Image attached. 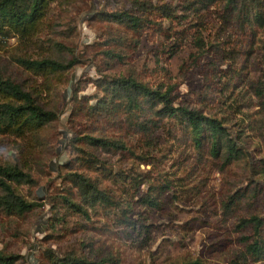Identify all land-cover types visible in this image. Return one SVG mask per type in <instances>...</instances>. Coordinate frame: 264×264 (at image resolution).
<instances>
[{
  "label": "rangeland",
  "instance_id": "374dc122",
  "mask_svg": "<svg viewBox=\"0 0 264 264\" xmlns=\"http://www.w3.org/2000/svg\"><path fill=\"white\" fill-rule=\"evenodd\" d=\"M164 1L178 10L181 0ZM128 4V0H55L49 5L38 39H33L31 44L22 45L15 35L3 37L0 61L2 59L6 71L21 80L24 88L34 89L43 107L58 112V120L52 128L40 132L42 144L39 148L34 139L33 149H28L29 143H24L25 147L17 153L13 148L17 138L0 135V158L17 159L28 167L34 179L33 185L22 183L16 188L26 198L39 202L23 216H7L0 211V247L21 254L16 264H37L39 252L46 246L53 248L56 254L75 247L89 256L106 255L109 264H178L192 258L207 264H264V260L243 257L242 236L250 227L237 223L240 217L252 213L264 216V124L252 129L243 126L246 114L256 106L251 104L249 81L240 78L264 72L258 45L262 31L257 29L253 36H245L238 34L231 25L226 27V23L221 28L223 21L215 16L222 12L219 4L186 15L183 17L185 23L171 21L172 29L186 26V37L178 46L172 43L174 36L165 38L162 31L152 35L149 29L144 30L135 46L126 50L125 56L119 61L108 60L104 72L135 73L151 84L158 81L172 84L174 103L196 105L202 96L203 80L214 87L222 85L218 74L210 76L215 67L226 64L225 60L218 64L210 58L215 44L222 47L221 53L237 54L231 66L233 83L230 80L225 91L232 100L230 111H233L225 124L233 136L240 133L235 139L244 155L238 153V158L222 164L204 153H194L188 143L172 139L163 127L148 135H129L126 140L133 155L124 150L115 153L98 150L108 168L111 165L114 171H125L128 176L123 182L111 181L106 175L97 176L101 186L114 191L119 205L104 211H91L88 219L61 209V218L54 219L56 214L45 197L61 185L60 175L66 169L63 164L74 154L65 145L69 135L66 128L69 126L71 90L77 87V94L85 95L89 101L99 93L90 81L98 73L89 62L90 57L98 59L101 56L97 49L107 38L106 28L110 22L103 12ZM163 23L169 30L165 19ZM196 36L206 50H198ZM48 38L73 48L78 63L42 79L12 61L13 54L19 51L31 56L50 54L52 46L48 45L51 41ZM172 48L176 50L171 53ZM236 68L240 70L239 75H235ZM203 101L211 108L220 103L207 92ZM88 172L92 176L97 174L91 169ZM133 177L137 180L135 189H132ZM37 188H40V196L36 195ZM241 189L248 192L241 202L224 209L228 195ZM154 191L157 203L144 205L134 201L138 195ZM126 206L131 207L125 216L133 220L134 226L119 222L125 218L121 209ZM50 221H53L51 227Z\"/></svg>",
  "mask_w": 264,
  "mask_h": 264
},
{
  "label": "trees",
  "instance_id": "16d2710c",
  "mask_svg": "<svg viewBox=\"0 0 264 264\" xmlns=\"http://www.w3.org/2000/svg\"><path fill=\"white\" fill-rule=\"evenodd\" d=\"M53 1L55 0H0V47L4 44L2 40L6 35H15L18 42L27 46L33 39H38L49 5ZM128 2L127 7L103 12L104 18L110 22L106 28L107 38L102 40L103 46L97 49L101 56L98 59L90 57L89 62L98 73V76L90 81L99 93L93 101H89L85 95L77 94V87L71 90L67 117L69 126L66 128L69 135L65 145L69 147L70 152L74 151V154L63 164L66 169L60 175L61 185L45 197L56 214L54 219L61 218V209L88 219L91 211H104L119 205V200L114 198V191L101 186L97 176L106 175L111 177V181L120 182L128 176L125 171H114L111 165L108 168L106 159L98 150L105 153L124 150L133 155L134 152L126 140L129 135H148L163 127L172 139L188 143L194 153H204L218 159L222 164L238 158V153L244 155L235 139L240 137V133L233 136L225 124L233 111H230L232 100L225 91L227 83L230 80L231 84L233 83L231 66L237 54L221 53L222 47L215 44L213 51L217 54L213 53L210 58L213 57L218 64L225 61L226 64L223 67L213 65L212 69H216L210 72V76L218 74V81H221L222 85L214 87L203 80L202 96L196 105L174 103L172 84L165 85L160 81L151 84L138 74H110L104 72V68L109 59L119 61L125 56L126 50L135 46L139 36L146 29H149L152 35L162 31L165 38L174 36L173 45H180L186 37V26L172 29L171 21L185 23L183 17L197 14L212 4H219L222 8L221 14H215L220 22L223 21L221 26L218 25L221 28L226 23V27L231 25L238 34L245 36H253L257 29L262 31L258 45L264 60V0H181L177 4L180 12L164 0ZM152 14L158 18H154ZM163 19L166 20L169 30L167 25L164 27ZM202 19L205 20V16ZM50 39V54L38 53L31 56L25 51H19L13 54L12 61L21 69L42 79L62 73L78 63L79 59L73 48L48 38ZM194 40L198 50H206L198 36ZM175 50L176 48H172L171 53ZM0 62V135L17 138L13 145V148L18 150L17 153L25 147L24 143H29L26 147L33 149L34 139L38 141L36 146L39 148L42 144L40 132L57 124L58 112L43 107L35 90L24 88L21 80L6 71L2 59ZM238 71L240 70L236 68L235 75L240 74ZM245 76L240 78L249 81L247 84L253 98L251 104L256 107L255 110L248 111V120L245 119L243 126L250 129L254 126L260 128L264 124V72L259 76ZM206 92L212 99L218 98L220 103L215 108L209 107L203 101ZM90 169L96 171V176L89 174ZM22 183L34 184L28 167L17 159L0 158V211L7 216H23L39 204L35 199L26 198L16 188ZM131 183L132 189H135L136 177H133ZM153 193L156 191L138 195L134 201L144 205L157 203ZM247 193L246 189H241L235 191L234 195L229 194L223 204L224 209H230L233 204L240 203ZM133 195L131 191L130 197ZM130 207L121 209V214L125 216ZM119 222L134 226L133 220L127 216ZM237 223L238 226L250 227L249 232L242 236L243 257H249L253 261L264 260V216L252 213L240 217ZM49 225L53 226V221H50ZM20 257L21 254L0 247V264H16ZM37 264H109V257L99 254L89 256L75 247L63 251L62 254H56L53 248L46 246L40 250ZM178 264L207 263L199 258H192Z\"/></svg>",
  "mask_w": 264,
  "mask_h": 264
},
{
  "label": "water",
  "instance_id": "95a60500",
  "mask_svg": "<svg viewBox=\"0 0 264 264\" xmlns=\"http://www.w3.org/2000/svg\"><path fill=\"white\" fill-rule=\"evenodd\" d=\"M66 89H68V86L66 87ZM63 134H64V133H63ZM59 162H60V161H59ZM40 193H41V192H40V188H37V189H36V195H37V196H40Z\"/></svg>",
  "mask_w": 264,
  "mask_h": 264
},
{
  "label": "built area",
  "instance_id": "2783aa9c",
  "mask_svg": "<svg viewBox=\"0 0 264 264\" xmlns=\"http://www.w3.org/2000/svg\"><path fill=\"white\" fill-rule=\"evenodd\" d=\"M1 38H2V37H1ZM1 38H0V39H1Z\"/></svg>",
  "mask_w": 264,
  "mask_h": 264
}]
</instances>
